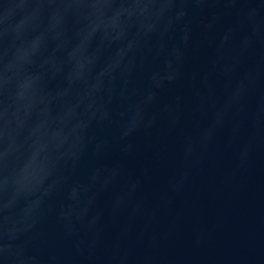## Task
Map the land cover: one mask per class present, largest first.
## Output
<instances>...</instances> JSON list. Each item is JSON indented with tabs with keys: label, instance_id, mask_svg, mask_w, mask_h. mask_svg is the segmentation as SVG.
Here are the masks:
<instances>
[{
	"label": "water",
	"instance_id": "1",
	"mask_svg": "<svg viewBox=\"0 0 264 264\" xmlns=\"http://www.w3.org/2000/svg\"><path fill=\"white\" fill-rule=\"evenodd\" d=\"M0 264H264V0H0Z\"/></svg>",
	"mask_w": 264,
	"mask_h": 264
}]
</instances>
